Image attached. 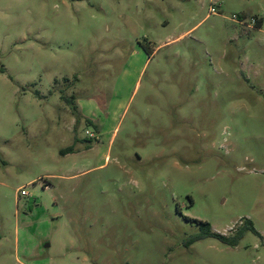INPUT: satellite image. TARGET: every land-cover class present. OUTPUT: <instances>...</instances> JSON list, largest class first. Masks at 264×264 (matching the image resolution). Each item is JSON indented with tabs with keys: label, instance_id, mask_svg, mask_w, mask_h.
Returning a JSON list of instances; mask_svg holds the SVG:
<instances>
[{
	"label": "rangeland",
	"instance_id": "rangeland-1",
	"mask_svg": "<svg viewBox=\"0 0 264 264\" xmlns=\"http://www.w3.org/2000/svg\"><path fill=\"white\" fill-rule=\"evenodd\" d=\"M0 264H264V0H0Z\"/></svg>",
	"mask_w": 264,
	"mask_h": 264
},
{
	"label": "trees",
	"instance_id": "trees-1",
	"mask_svg": "<svg viewBox=\"0 0 264 264\" xmlns=\"http://www.w3.org/2000/svg\"><path fill=\"white\" fill-rule=\"evenodd\" d=\"M262 21L259 20L257 26H261ZM74 147H69L65 152L66 153H72L74 152ZM198 226H199V232L191 235L188 240L186 241L185 245L186 247L191 246L193 243L206 239V238H216L220 240L222 243L230 245V246H237L239 241L242 239L244 234L247 231H252L255 234L260 235V233L255 229L252 221L248 220L244 226L237 231V233L234 236H225L223 234L217 233L213 230L212 225L209 222H204L201 220H196Z\"/></svg>",
	"mask_w": 264,
	"mask_h": 264
},
{
	"label": "built area",
	"instance_id": "built-area-1",
	"mask_svg": "<svg viewBox=\"0 0 264 264\" xmlns=\"http://www.w3.org/2000/svg\"><path fill=\"white\" fill-rule=\"evenodd\" d=\"M212 12H215V9L214 8H212ZM22 194L27 195V193L25 191H23Z\"/></svg>",
	"mask_w": 264,
	"mask_h": 264
}]
</instances>
